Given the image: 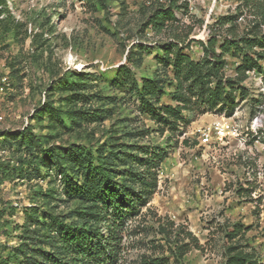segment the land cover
<instances>
[{
	"label": "rangeland",
	"instance_id": "1",
	"mask_svg": "<svg viewBox=\"0 0 264 264\" xmlns=\"http://www.w3.org/2000/svg\"><path fill=\"white\" fill-rule=\"evenodd\" d=\"M170 2L0 0V264H46L40 251L55 252L57 236L50 216L81 225L89 211L69 193L83 180L68 168L72 157L62 172L56 159L43 164V149L119 158L128 146L154 145L168 150L156 191L129 218L107 264H227L238 252L247 264H264V71H248L231 103L191 95L174 128L143 111L118 75L132 55L130 78L161 81L159 105H178L161 45L174 41L200 60L201 43L215 33L220 53L226 37L247 35L264 19V0H179L177 20L161 32L147 26ZM227 15H238L236 26L219 29ZM254 30L264 33V23ZM240 54L224 55L226 77H237ZM73 71L79 75L69 79ZM235 224L240 231L230 238Z\"/></svg>",
	"mask_w": 264,
	"mask_h": 264
},
{
	"label": "trees",
	"instance_id": "2",
	"mask_svg": "<svg viewBox=\"0 0 264 264\" xmlns=\"http://www.w3.org/2000/svg\"><path fill=\"white\" fill-rule=\"evenodd\" d=\"M170 1L168 7L158 8L148 18L147 26H152L156 32H161L167 21L177 20V11L180 7H185V4H178L179 0ZM237 17L238 15L222 16L216 25L222 29L230 24L228 30H231L230 28L236 26ZM262 23L264 19L254 25L247 35L226 37L221 44L220 53L215 51L218 35L213 33L208 45L201 43L205 57L200 60H194L183 53V48H179L178 43L174 41L161 45L164 50V60L162 58L160 62L172 66L174 71L176 90L172 96L178 101L176 106L159 105L163 93L159 85L161 81L151 76L144 77L141 82L130 78L132 70L137 67L132 63L135 60L132 55L129 56V66L119 68L118 75L121 76L119 85L127 81L124 85L129 86L130 92L138 97L143 111L149 113L156 122L174 128L177 121L182 118L181 104L189 105L191 95H205V99L214 104L220 100L230 102L233 99V92L236 91V84L245 80L248 71L255 69L264 71V66L261 65L264 61V33H257L254 30ZM230 51L236 56L243 53L242 61L237 67L236 78L226 77L225 74L227 61L223 57ZM172 53L173 58L170 57ZM138 62L141 66L143 60L140 59ZM77 75L79 73L73 71L69 79H76ZM127 150L130 153L124 152L119 158L118 153L110 155L104 153L106 150L95 156L85 147L71 146L64 150L52 148L42 150L43 164L56 159L62 163L60 167L62 172L66 171L63 163L67 160V156L72 157L68 162L70 165L68 168L77 171L76 176L82 177L83 180L69 190V193L72 197L91 204L89 211L84 212L83 218L86 219L81 225L78 222L66 223V219L56 215L50 216V225L57 226V236L53 237L55 252L40 251L46 264H94V262L107 264L117 259L122 240L121 232L125 229L129 218L139 214L142 206L156 191L158 168L168 157L167 148L161 145L137 148L128 146ZM137 151L140 152L139 155L136 154ZM34 217L37 215L29 214V218ZM232 228L231 233H228L230 238L236 237L240 231L236 224ZM247 262H249L248 256L238 252L230 257L227 264H247ZM160 263L159 258L145 259L143 262V264Z\"/></svg>",
	"mask_w": 264,
	"mask_h": 264
}]
</instances>
